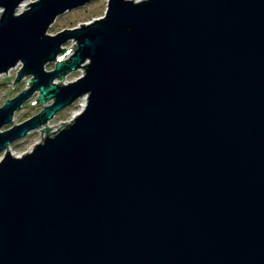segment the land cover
Wrapping results in <instances>:
<instances>
[{"label":"water","instance_id":"1","mask_svg":"<svg viewBox=\"0 0 264 264\" xmlns=\"http://www.w3.org/2000/svg\"><path fill=\"white\" fill-rule=\"evenodd\" d=\"M24 1L0 0V76L32 75L0 107V264H264V0H108L56 35L93 0Z\"/></svg>","mask_w":264,"mask_h":264},{"label":"rangeland","instance_id":"2","mask_svg":"<svg viewBox=\"0 0 264 264\" xmlns=\"http://www.w3.org/2000/svg\"><path fill=\"white\" fill-rule=\"evenodd\" d=\"M33 0H26L24 1L18 8V14L22 11H24L28 6V4ZM140 1V0H136ZM108 0H93L86 5L72 9L70 11L65 12L64 14L57 17L55 22L48 28V34L50 35H56L59 32L65 30V29H71L81 26V24L84 23H90L94 21L95 19L101 18L105 15V12L107 10ZM27 6V7H25ZM1 14V13H0ZM76 44L73 40L67 42L64 47L71 48ZM55 62L51 61L46 64L45 70L51 71L55 68ZM22 63L20 62L15 67L11 68L7 73L2 74L0 76V107H2L5 102L8 99H13L16 96H18L22 91L28 89L30 85H28V81L32 79V75L26 76L21 81L16 82L13 87V83L16 80L18 76V72L22 68ZM84 70H77L74 72L69 73L66 76V79L62 82L64 84H68L82 75H84ZM56 82H60V80H55ZM38 96V92L33 94V96L26 101L22 107L16 111L14 114L13 120L9 125H6L2 128L1 131H4L14 125H18L23 123L24 121L30 119L31 117L37 115L39 112H41L45 105L44 104H35L33 102L36 101ZM52 101H48L46 104L50 105ZM85 104L87 105L86 98H82L77 100L74 104L71 106L59 111L56 116L49 121V123L46 125L48 127H53L58 125L57 127L52 128L51 131L56 130L62 123L64 122H70L72 119H74L80 112L83 110L81 109V105ZM60 124V125H59ZM42 128L35 129L31 131L29 134H27L25 137L20 138L13 142L10 147L8 148L12 155L14 156H22L34 149V146L42 141V138L46 136L47 132H43L42 134ZM43 136V137H42ZM4 153L0 152V160L2 159Z\"/></svg>","mask_w":264,"mask_h":264},{"label":"bare ground","instance_id":"3","mask_svg":"<svg viewBox=\"0 0 264 264\" xmlns=\"http://www.w3.org/2000/svg\"><path fill=\"white\" fill-rule=\"evenodd\" d=\"M85 107H86L85 104H82V105H81V109H82V110L85 109Z\"/></svg>","mask_w":264,"mask_h":264},{"label":"built area","instance_id":"4","mask_svg":"<svg viewBox=\"0 0 264 264\" xmlns=\"http://www.w3.org/2000/svg\"><path fill=\"white\" fill-rule=\"evenodd\" d=\"M86 100H87V99H86ZM60 126H63V124H62V125H60ZM60 126H59V127H60ZM59 127H58V128H59ZM58 128H57L56 130H53V131H57V130H58Z\"/></svg>","mask_w":264,"mask_h":264},{"label":"snow or ice","instance_id":"5","mask_svg":"<svg viewBox=\"0 0 264 264\" xmlns=\"http://www.w3.org/2000/svg\"><path fill=\"white\" fill-rule=\"evenodd\" d=\"M3 12V9H0V13H2Z\"/></svg>","mask_w":264,"mask_h":264}]
</instances>
